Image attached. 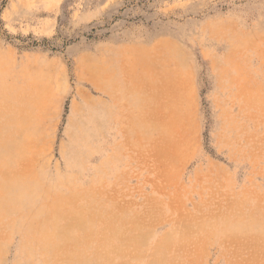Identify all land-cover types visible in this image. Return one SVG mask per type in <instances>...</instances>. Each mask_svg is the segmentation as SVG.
Masks as SVG:
<instances>
[{"label": "rangeland", "instance_id": "374dc122", "mask_svg": "<svg viewBox=\"0 0 264 264\" xmlns=\"http://www.w3.org/2000/svg\"><path fill=\"white\" fill-rule=\"evenodd\" d=\"M0 145V264H264V0H0Z\"/></svg>", "mask_w": 264, "mask_h": 264}, {"label": "bare ground", "instance_id": "6f19581e", "mask_svg": "<svg viewBox=\"0 0 264 264\" xmlns=\"http://www.w3.org/2000/svg\"><path fill=\"white\" fill-rule=\"evenodd\" d=\"M185 81H186V80H185ZM185 81H184V82H185ZM176 83H177V82H176ZM174 84H175V83H174ZM170 86H172V85H170ZM184 87H185V86H184ZM9 89H10V88H9ZM173 89H175V88H173ZM178 89H179V88H178ZM10 92H11V90H10ZM176 92H177V91H176ZM176 92H175V93H176ZM186 92H187V91H186ZM181 93H182V92H181ZM183 93H184V92H183ZM8 94H9V93H8ZM184 94H185V93H184ZM10 95H11V94H10ZM175 95H176V94H175ZM162 97H163V96H162ZM171 97H172V96H171ZM174 97H175V96H174ZM177 97H178V95H177ZM183 97H184V96H183ZM183 97L180 96L179 99H178L180 104L182 103V101L184 102V100H185V99H184L185 97H184V98H183ZM189 97H190V96H189ZM169 98H170V97H169ZM186 99H187V98H186ZM170 101H171V100H170ZM172 101H173V99H172ZM173 102H174V101H173ZM186 102H187V101H186ZM169 103H170V102H169ZM188 104H189V102H188ZM166 105H167V104H166ZM166 105H165V106H166ZM170 105H171V104H170ZM182 105H183V104H182ZM182 105H181V107H182ZM8 106H9V105H8ZM172 106H173V105H172ZM176 106H178V105H176ZM169 107L171 108V106H169ZM169 107H167V108H169ZM185 108H186V107H185ZM187 108H188V107H187ZM178 109H179V108H178ZM178 109H176V110H178ZM169 110L171 111V109H169ZM176 110H175V111H176ZM181 110H182V108H181ZM189 110H190V109H189ZM194 110H195V109H194ZM173 111H174V110H173ZM178 112H179V110H178ZM185 112H187V111H185ZM173 113H175V112H173ZM171 114H172V113H171ZM176 114H179V113H176ZM185 114H186V113H185ZM173 116H175V115H173ZM183 116H185V115H183ZM183 116H182V118H183ZM5 117H7V116H5ZM166 117H167V116H166ZM175 117H176V116H175ZM178 117H179V116H178ZM167 118H168V117H167ZM182 118H181V119H182ZM5 119H6V118H5ZM172 119H173V118H172ZM174 119H177V118H174ZM10 120H11V115L9 116V121H8L9 125H10V123L12 124V122H10ZM184 120H185V119H184ZM177 121H179V120H177ZM180 121H181V120H180ZM180 121H179V122H180ZM181 123H182V122H181ZM181 123H180V124H181ZM5 124H6V122H5ZM6 125H7V124H6ZM183 125H184V124H183ZM173 126H174V125H173ZM184 126H185V125H184ZM182 127H183V126H182ZM168 128H170V127H168ZM171 128H172V127H171ZM171 128H170V129H171ZM175 128H176V126H175ZM178 128H179V127H178ZM8 129H9V128H8ZM183 129H184V127H183ZM172 130H174V129H172ZM185 130H186V129H185ZM180 131H181V130H180ZM181 133H182V132H181ZM23 140H24V139H23ZM23 140H22V141H23ZM177 141H178V140H177ZM179 145H180V144H179ZM186 147H187V146H186ZM23 148H24V147H23ZM25 148H26V147H25ZM0 150H2L1 145H0ZM24 150H25V149H24ZM177 150H178V149H177ZM181 150H182V149H181ZM178 156H179V155H178ZM0 157H1V156H0ZM1 158H2V157H1ZM25 184H26V183H24L23 185H25ZM147 212H148V211H147Z\"/></svg>", "mask_w": 264, "mask_h": 264}]
</instances>
